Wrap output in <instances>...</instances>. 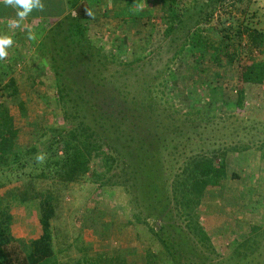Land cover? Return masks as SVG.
Returning a JSON list of instances; mask_svg holds the SVG:
<instances>
[{"label":"rangeland","instance_id":"1","mask_svg":"<svg viewBox=\"0 0 264 264\" xmlns=\"http://www.w3.org/2000/svg\"><path fill=\"white\" fill-rule=\"evenodd\" d=\"M182 1V13L185 6L194 12L193 0ZM258 2L264 8V0ZM159 4L160 0H139L137 7L146 16L124 21L108 16L103 7L83 24V38L70 34L75 15L71 10L63 19L46 20L44 35L20 37L0 59V103L9 106L20 128L10 152L42 145L40 152L26 158L30 162L24 168L19 163L14 165L19 168L0 174V215L11 216V234L26 249L42 234L40 204L49 195L55 209L51 233L59 262L74 263L90 256L118 264H150L154 255L157 264H171L167 249L155 234L161 218L147 219V213L135 204L139 201L136 189L132 191L124 181L131 176L129 165L139 157L136 145L153 133L170 136L173 147L163 152V158L166 173L172 175L179 170L172 173L171 168L185 170L194 157L238 147L227 155L229 177L224 184L205 190L189 208L199 227L211 236L220 259L234 253L252 225L264 224V85H246L243 106H237L234 90L240 59L228 64L223 57L224 63L218 67L210 60L211 53L206 59H197L199 54L191 42L179 53L194 30L187 33L182 28L179 33L167 34L166 20L155 16ZM148 8L152 12L146 14ZM254 53L264 58L258 49ZM10 78L16 80L19 91L14 98L5 95L4 86ZM204 82L222 88L223 104L207 100L209 89L201 88ZM61 90L74 99L68 110L79 117L70 120L90 124L98 135L96 140L117 159L103 178L113 176L110 182L96 176L105 171L100 158L71 180L67 174L61 178L55 172L45 176L44 164L51 153L48 147L50 142L59 146L55 130L65 123L59 108ZM20 101L26 105L24 114ZM45 131L49 133L43 135ZM235 136L238 146L231 144ZM67 148H59L60 160L72 157V148ZM38 154H44L43 162L37 161ZM125 163L129 165L124 172L121 167ZM169 207L171 218L165 224L172 249L181 246L188 254L196 245L197 252L207 251L197 245L186 213H179L175 204ZM164 215L168 217L167 212ZM235 261L231 264H246ZM261 263L264 260L256 264Z\"/></svg>","mask_w":264,"mask_h":264},{"label":"trees","instance_id":"2","mask_svg":"<svg viewBox=\"0 0 264 264\" xmlns=\"http://www.w3.org/2000/svg\"><path fill=\"white\" fill-rule=\"evenodd\" d=\"M68 2L70 11L74 10L73 12H75V15L71 17L73 18V25L71 26L70 34L83 38L86 33L83 29V24L85 25L91 20L93 16L92 10L89 3L85 0H69ZM257 2L258 0H249L248 4L242 6L243 0H193L192 7H194V12H192L191 6H185V11L182 13L181 5L182 3L184 4L182 0H160V4L154 10L157 12L155 14L157 20H166L167 34L179 33L182 28H186L187 33L194 30L193 35L183 43L179 53H182L188 42H191L193 48L199 54L197 59L199 57L202 60L206 59V54L211 53L212 55L209 58L218 67L224 63L223 57H226L228 64L238 62L240 59V63H238V85L234 90L237 93V106H243L242 101L246 92V85L248 87L264 85V58H258L257 55H254V51L257 49L260 54L264 55V8L258 6ZM138 5L139 0H127L125 10L122 11L121 7L116 16H124L125 19L133 20L145 17L146 15L140 10L141 7H137ZM147 10L146 14L152 12L150 8ZM237 13L239 14L237 15ZM247 38L248 40L246 41ZM90 48L92 47L86 46L85 49L91 52L92 49ZM91 55L95 56L93 52ZM175 55H178V53ZM202 87H207L203 88L204 91L209 89L207 99L209 102H221L222 104L225 102L220 86L212 88L204 82ZM4 89L8 98L16 97L19 92L16 80L13 78L9 79ZM66 91L61 90L59 95L61 102L59 103V108L65 117V123L64 127L55 130V137L58 138L55 142L58 141L57 144L61 148L68 147L70 150L72 148V157L66 161L60 160V156L57 154L60 147H54L53 143L50 142L51 147H48V151L55 153L54 156L50 153L49 158L46 159L44 164L45 176L48 172H55V175H59L61 178L67 174V180H71L79 170L88 171L89 168L86 166H90L93 160L100 158L103 160L105 171L98 173L96 176L108 183L113 176L110 179L103 178L106 173L111 172L117 159L112 158L105 151L103 144L96 140L98 135H96L95 129L91 128L90 124L84 120L78 123L70 120L71 118L77 119L79 116L69 113L68 106L74 103V99ZM148 99L150 100V97ZM141 102L144 103L145 100H141ZM19 107L21 113H26L27 109L23 101L19 102ZM19 129L16 117L12 114L9 106L1 102L0 174H3L8 169L19 168L14 166L15 164L20 163V168H24L30 162L26 158L42 150V145L39 143L26 149V151L10 152L11 144L15 142L19 135ZM48 133L45 131L43 135ZM238 141L239 139L235 136L231 144H237L236 146H238ZM169 146L173 147L171 146L169 135L149 134L141 138L140 144L136 145L139 157L134 158V163L131 165L125 163V166H122L121 169L125 172L128 165L132 167L131 176H126L124 181L132 191V188L136 189V197L141 201V203L139 201L135 202L136 206L147 213V219L149 220L161 218L160 227L155 234L167 249V254L171 258L170 263L231 264V261L236 260V263L256 264L258 261L264 260V247L261 248L264 245V224L252 225L249 235L237 244L234 253L225 257V259H220L222 255L216 249L211 236L205 231L204 227H199L194 220V214L192 215L189 212L193 200L199 201L205 190L215 189L224 184L229 177L227 155L231 149L236 150L238 147L225 149V151L214 150L215 152L209 157L202 155L194 157L190 162L186 163L187 166H184L185 170L182 169V172L180 169L171 168L172 173L179 170L172 175L166 173L165 164L167 163L163 153L169 150ZM245 149H247V146L242 148V150ZM262 158H264V152ZM67 169H69L72 176ZM171 204H175V208L179 210V213H186L189 221L188 228L190 231L195 232L197 245H203L208 252H197L195 249L198 246L196 245L194 248L192 247L193 250H189L188 254L182 252L181 246L172 249L173 240L169 239L166 233L168 227L165 224L171 218V207H169ZM40 206L42 234L32 242L29 250L11 234V216L7 214L0 215V264H118L116 261L114 263L104 262V259L90 256H86L84 259L74 263L59 262L51 233L52 218L55 216L52 197H49V195L44 197ZM163 212H167L168 217L162 216ZM181 216L184 217L183 214ZM150 259V264H157V259L154 255Z\"/></svg>","mask_w":264,"mask_h":264},{"label":"crops","instance_id":"3","mask_svg":"<svg viewBox=\"0 0 264 264\" xmlns=\"http://www.w3.org/2000/svg\"><path fill=\"white\" fill-rule=\"evenodd\" d=\"M69 0H38L36 7L23 21H20L19 26H16L18 17L16 8L11 5H6L0 0V36H10L13 43H19L20 37L29 36V33L39 36L44 35L46 31V20H59L65 18L70 13ZM89 3L92 13L98 12L104 7L108 9V16H116L122 7L125 10L127 0H85ZM43 8V11L37 9ZM22 10V9H21ZM119 20L124 16H116ZM51 30V27H50ZM10 44L9 46H11ZM6 51H8V47Z\"/></svg>","mask_w":264,"mask_h":264},{"label":"clouds","instance_id":"4","mask_svg":"<svg viewBox=\"0 0 264 264\" xmlns=\"http://www.w3.org/2000/svg\"><path fill=\"white\" fill-rule=\"evenodd\" d=\"M2 2L16 8V15L18 17L16 26H19L20 21L25 20L36 7L38 0H2ZM37 10L43 11V8H39ZM29 39H35V35L29 33ZM12 42L13 41L10 36H0V59H3L8 55L6 47L12 44ZM36 159L38 162H43L44 154H38Z\"/></svg>","mask_w":264,"mask_h":264}]
</instances>
